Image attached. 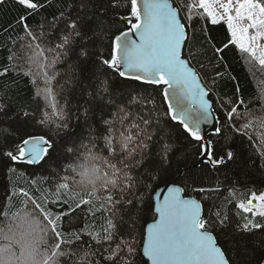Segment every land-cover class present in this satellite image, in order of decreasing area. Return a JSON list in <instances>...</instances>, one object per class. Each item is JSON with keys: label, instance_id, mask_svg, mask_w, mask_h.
I'll list each match as a JSON object with an SVG mask.
<instances>
[{"label": "snow or ice", "instance_id": "obj_1", "mask_svg": "<svg viewBox=\"0 0 264 264\" xmlns=\"http://www.w3.org/2000/svg\"><path fill=\"white\" fill-rule=\"evenodd\" d=\"M14 2L25 10L16 20L24 35L9 49V65L0 68V77L11 69L29 78L37 99L35 108L13 113L7 91L0 96V117L5 118L0 137L8 141L3 156L13 164L43 166L54 161L52 170L41 177L49 185L41 200L60 205L59 215L47 212L29 191L20 189L25 206L31 204L51 232L48 264H230L213 234L228 217L219 209L213 212L215 204L205 215L202 203L214 200L212 194H219L221 187H195L193 175L165 181V165L175 151L166 131L169 125L153 121L151 111L144 115L140 96L117 98L112 77L159 87L167 105L165 115L196 142L202 163L211 170L233 159L234 153H222L219 142L202 132V124H212L215 136L231 133L250 147L259 146L264 159V104L257 112L244 107L243 98L211 99L201 72L193 66L195 61L200 69L217 68L213 60L221 61L220 53L231 45L252 68L264 71V0H101L95 11L92 0H61L59 15L45 18L35 28L29 18L51 6V0ZM6 3L0 0V6ZM86 14L111 16L125 27L112 31V25L100 21L94 29L86 25L90 18ZM196 19L222 24L227 43L218 48L205 36L208 47L194 52L196 36L189 28ZM200 56H208L207 64ZM67 57L77 68L89 60L93 65L85 80L75 81L87 98L82 116L87 131L80 134H68L72 115L56 99L66 86L56 68ZM220 76L216 71L212 84ZM58 151L59 159L53 155ZM162 181L166 194L145 228L139 224L145 204L140 194L155 192ZM39 182L31 180L33 185ZM189 183L193 191L208 195L186 198ZM225 201L235 203L243 221L237 223L238 231L264 230V191L240 197L235 188H228ZM77 210L81 224L65 232L62 219Z\"/></svg>", "mask_w": 264, "mask_h": 264}, {"label": "trees", "instance_id": "obj_2", "mask_svg": "<svg viewBox=\"0 0 264 264\" xmlns=\"http://www.w3.org/2000/svg\"><path fill=\"white\" fill-rule=\"evenodd\" d=\"M100 3L101 0H92L93 11H95V6ZM60 8L61 0H51V6L40 9V14L32 15L28 22L35 28L45 18L51 20L54 14L59 15ZM24 12L25 10L14 0H7L4 6H0V68L9 65V49L13 48L14 42L24 35L20 25L16 24V20ZM86 16H90V14H86ZM100 21L105 26L112 25V31L125 27V25L114 22L111 16H90V18H86L85 23L95 29ZM185 23L188 22L185 21ZM192 25V28H189V34L194 32L196 36L193 41L194 52L203 53L208 47L204 39L205 36L209 37L211 44L218 48L227 43L228 33L222 24L212 25L205 20L196 19ZM4 29H8V31L5 32ZM201 44L204 45L203 48L200 47ZM185 55H188L187 49H185ZM220 55L222 56L221 61L213 60V63L218 65L217 68L200 69L199 65L193 61V65L201 72L204 82L210 89V98L216 99L217 96L224 97L225 95L231 99L243 98L247 102L244 107L258 112L261 104H264V71H261L258 66L255 69L252 68L242 54L231 45L224 49ZM197 58L207 64L208 56ZM75 64L74 59L67 57L56 68L59 73L58 79L62 84H66L56 99L59 100L60 106L72 115L69 135L73 132L80 134L87 131L82 118L87 98L82 94L75 81L85 80L93 68L91 60L80 68H77ZM216 71H220L221 76L215 77L216 83L212 84L211 81ZM112 79L117 98L126 99L130 93L140 96L142 98L141 110L144 115H148L151 111L153 121L158 119L162 125L165 122L169 125L166 131L170 133L175 151L171 154L168 164L165 165L168 169L164 174L165 181L170 182L178 176L193 175L197 179L195 187L201 185L205 187L219 185L221 187L222 191L219 194H212L214 196L212 201L203 200L202 198L208 194L193 191L194 185L191 183L186 186L185 193L202 199L205 215L207 209L215 204L217 207L212 208V211L215 212L219 209L222 214L228 217L224 225L216 227L214 234L229 258L230 264H264V230L257 229L251 233L238 231L237 223L243 221L236 214L238 210L235 203L225 201L228 188H235L240 197L251 191H264V159L259 156L261 148L259 146L250 147L248 142L238 135L234 136L229 133L226 137H220L211 133L209 139L219 142L222 153L231 150L234 153V158L227 160L216 170H211L208 165L202 162L198 164L200 154L196 142L187 136L179 124L171 121L165 115L167 105L160 95L159 87L121 78L118 75H113ZM5 91L8 93L13 113L21 108L36 107L37 98L34 95L35 89L30 79L14 70L10 69L7 76L0 77V96ZM149 100L154 103H147ZM240 111H244V108H241ZM217 113L220 116L219 111ZM77 116L81 117L79 121L76 119ZM4 123L5 118L0 117V126H3ZM29 130L35 131V129ZM256 135L259 137L261 133L257 132ZM57 139L61 138L57 137ZM6 143L8 141L0 137V264H48V261L51 260L49 255L51 232L32 205L25 206L20 189L29 191L47 212L59 215L60 205L49 204L47 200H41L42 194L49 187L48 184L41 181V177L46 176L52 170L54 161H49L47 165L43 166L13 164L3 156ZM53 155L59 159L62 154L58 151ZM61 163L64 162L61 161ZM12 168H16L17 171H10ZM32 179L40 182L33 185L31 184ZM179 184L184 186L183 183ZM163 185L165 182H160L156 190ZM133 192L135 193V189ZM153 194L151 189L140 194L145 201L139 221L143 227H146L156 216ZM217 195L218 198H215ZM150 209L152 210L150 211ZM63 210L67 211V206H64ZM5 213L7 214L4 215ZM81 219L80 210L65 216L61 221L62 229L65 232H71L81 224ZM83 240L87 241L88 237L84 236Z\"/></svg>", "mask_w": 264, "mask_h": 264}, {"label": "water", "instance_id": "obj_3", "mask_svg": "<svg viewBox=\"0 0 264 264\" xmlns=\"http://www.w3.org/2000/svg\"><path fill=\"white\" fill-rule=\"evenodd\" d=\"M193 66H194V65H193ZM194 67H195V66H194ZM206 86H207V85H206ZM216 116H219L217 112H216ZM213 119H215V118H213ZM201 129H202V132L205 133V134L207 135L208 138H209V134L213 133V132H212V124H202V125H201ZM202 160H203V157L200 156V158L198 159V164H199L200 162H202ZM177 186H182V185L178 183ZM163 194H166V192H165V185L159 187V188L154 192V194H153V198H154V207L160 203V201H161L162 198H163ZM184 195H185L186 198H193V197H194V198H197L196 196L187 195L186 193H184ZM197 199H199V198H197ZM152 222H153V220H151L148 224H150V223H152ZM146 227H147V225H146ZM146 227H145V228H146ZM213 234H214V233H213ZM214 235H215V234H214ZM215 236H216V235H215ZM217 241H218V240H217ZM218 244H219V242H218ZM219 246L221 247L220 244H219ZM221 248H222V247H221ZM222 249H223V248H222ZM225 254H226V253H225ZM226 256H227V255H226Z\"/></svg>", "mask_w": 264, "mask_h": 264}]
</instances>
